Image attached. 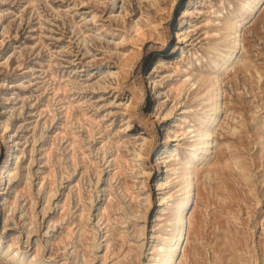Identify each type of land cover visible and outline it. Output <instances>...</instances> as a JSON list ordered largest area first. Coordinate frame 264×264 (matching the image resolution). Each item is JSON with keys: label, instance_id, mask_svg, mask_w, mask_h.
Returning <instances> with one entry per match:
<instances>
[{"label": "rangeland", "instance_id": "1", "mask_svg": "<svg viewBox=\"0 0 264 264\" xmlns=\"http://www.w3.org/2000/svg\"><path fill=\"white\" fill-rule=\"evenodd\" d=\"M247 2L0 0V176L12 163L0 179V248L14 243L22 260L0 250V264H74L84 243L92 264H149L160 233L174 241L180 173L162 183L199 140L210 90L219 114L193 169L178 264H264V0ZM175 25L183 41L170 38L147 110L139 65ZM236 40L237 58L224 63ZM137 131L150 140L142 157ZM167 131L171 165L158 160ZM122 152L130 162L119 175Z\"/></svg>", "mask_w": 264, "mask_h": 264}, {"label": "bare ground", "instance_id": "2", "mask_svg": "<svg viewBox=\"0 0 264 264\" xmlns=\"http://www.w3.org/2000/svg\"><path fill=\"white\" fill-rule=\"evenodd\" d=\"M247 3L250 4L251 0H248ZM189 10L190 9H189L188 4L185 3L184 6H182L181 8L178 17L180 18L186 17L189 13ZM233 27H234V23H233ZM233 32L235 33V30ZM173 35H178L180 39V42L177 45H179L183 41L178 25L171 26V28H169V31L166 32V34L162 35L159 39H157L155 42H153L150 45L147 53L144 55L139 65L138 75L141 81L140 87H141L142 107L145 104V107H148L147 110L150 109L151 102L157 100L158 91L156 89V84L158 80L156 79V76L160 72V69L166 65V56L168 54V51L170 50V49L167 50V47L169 46L170 38H172ZM238 43H239V40L234 41V46L231 48L230 53L223 59L224 63L232 62L237 58V56H234V53H235V48ZM177 45L176 47H178ZM191 76L192 75L188 74L185 79L180 80L179 84L189 86L190 83L192 82ZM217 81L218 80H216V82ZM216 82L212 80L211 85L215 86ZM210 91L207 93V99L213 100L212 105L214 106V110L209 115H207L206 119L204 118L200 119L203 124L201 127L197 128L196 130L195 129L192 130V131H196L194 133V136L199 137L198 138L199 140L189 147L188 149L189 155H187L184 159L182 157H179L178 159L179 160L178 163H180L179 167H176V166L172 167L170 169L171 172H169L166 181L162 183L165 185H171V182L173 180V177H172L173 174L180 173V176H181L180 183L182 184L181 192L179 194H176V198H175L176 201L170 207V210L172 212L170 215L171 217L170 225L172 226L171 234L172 236H174V241L172 243H169L168 240L171 237L168 236L165 238L164 235L160 233L159 242L152 245L153 251L150 253L152 258L149 264H178L180 253L182 252L185 246V243L188 240V230H187V226L185 225L184 221H185L186 214H188L189 209H191L189 208V206L194 204V201H195V193H194V186H193V173H194L193 169L196 165L197 160H199L202 157V155H204V153L210 148V144L212 143L209 140V136L211 135L210 127L219 114V111L216 108V105L219 101V93L218 92L212 93ZM129 100L126 105H127V108L130 109L132 106V103L129 102ZM139 133L140 132L138 131L136 133H132L134 140L132 141L130 140V141L136 147V149H134L136 151V154L134 156L142 157L143 156L142 150L147 149L146 148L147 142H149L150 140H148L149 138L147 139L146 137L141 138L140 136H138ZM183 133L188 135V132L185 130ZM172 141H173L172 135L169 131H167L166 140H165L166 144L161 147L159 154H158L159 162H165L166 160L172 157L173 159L169 160V163H170L169 165H171L172 164L171 162L175 160V156L178 157L177 149L174 150L172 149V147H170V142ZM72 142H74L73 139H72ZM114 160H115L114 163L116 165V168H118V174L119 175L123 174V171L126 170L124 167L125 163L130 162V159L127 157V154L122 152L120 153L119 156L114 157ZM133 160L139 161V158L136 159V157H134ZM11 164L12 163L10 161V163H7L3 167H1L2 168L1 176H0L1 180H4V178L6 179L7 173L9 174L11 173L12 171ZM127 190H129L128 186H127ZM0 192H2L1 189H0ZM3 194L4 192H2V195ZM112 200L110 202H112ZM163 200H165L166 203L169 202V198L167 196H163ZM163 203L164 202H162L161 205H164ZM105 210H107V216L110 220L109 207L106 206ZM109 225L110 224L107 223L105 227L107 228ZM82 230L87 231V229L84 228V226ZM107 232H109V230H107ZM117 235L122 237L123 240L127 242L126 236L123 234L122 231L118 232ZM111 240H112V236L110 234L106 235V238L104 241H105V246L108 249L112 247ZM84 246L85 248L83 249L84 253H83L82 259L75 261L74 264H92V259L90 258V254H88L87 252L88 246H86L85 243H84ZM10 248L12 252H9ZM0 250L4 254L6 253L8 260L12 262L22 261L19 259V256H18L20 254V249H18V247H14V243H11V245L6 249L0 248ZM62 264H66V263H62ZM117 264H122V263H117ZM226 264H230V263L227 262Z\"/></svg>", "mask_w": 264, "mask_h": 264}]
</instances>
